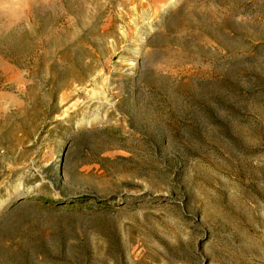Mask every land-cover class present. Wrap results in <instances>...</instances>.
<instances>
[{
  "label": "rangeland",
  "instance_id": "rangeland-1",
  "mask_svg": "<svg viewBox=\"0 0 264 264\" xmlns=\"http://www.w3.org/2000/svg\"><path fill=\"white\" fill-rule=\"evenodd\" d=\"M0 264H264V0H0Z\"/></svg>",
  "mask_w": 264,
  "mask_h": 264
},
{
  "label": "trees",
  "instance_id": "trees-1",
  "mask_svg": "<svg viewBox=\"0 0 264 264\" xmlns=\"http://www.w3.org/2000/svg\"><path fill=\"white\" fill-rule=\"evenodd\" d=\"M78 201H81V199H78Z\"/></svg>",
  "mask_w": 264,
  "mask_h": 264
}]
</instances>
